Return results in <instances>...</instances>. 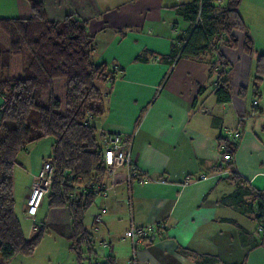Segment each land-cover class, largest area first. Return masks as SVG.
<instances>
[{
	"label": "crops",
	"instance_id": "obj_1",
	"mask_svg": "<svg viewBox=\"0 0 264 264\" xmlns=\"http://www.w3.org/2000/svg\"><path fill=\"white\" fill-rule=\"evenodd\" d=\"M41 1L54 20L66 15L84 20L94 36L92 60L122 69L112 82L97 84L104 95V112L93 119L94 125L131 138V158L150 176L149 180L133 178L128 186L126 168L106 175L103 192L84 217L94 243L99 240L92 260L102 264L111 256L115 264H128L130 245L124 232L130 224V198L135 224L164 220L166 225L158 238L140 246L139 264H202L205 257L209 259L203 264H264V244L249 248L239 238L241 228L261 241L253 214H241L219 202L234 184L219 168L224 155L218 143V136L236 142L228 158L231 169L253 189L264 192V95L260 93L255 106L251 96L234 98L232 93L230 101L222 104L212 91L216 77L209 72L207 58L180 57L171 64L156 59L167 54L177 35L187 29L176 6L191 0ZM241 1L238 10L246 16L243 1L252 11L249 3L255 0ZM0 12L1 17L30 14L25 0H0ZM252 39L256 57L264 53V44L254 35ZM138 55L145 60H136ZM3 104L0 98V107ZM251 109L256 112L251 114ZM213 118L220 124L213 125ZM234 130L240 131L238 139L232 137ZM52 141L48 137L34 141L16 157L23 186L21 218L27 216L30 184L50 155ZM40 207L30 217L32 228L41 220ZM55 212L66 210H49L45 221L50 222ZM97 215L100 221L95 222Z\"/></svg>",
	"mask_w": 264,
	"mask_h": 264
},
{
	"label": "trees",
	"instance_id": "obj_2",
	"mask_svg": "<svg viewBox=\"0 0 264 264\" xmlns=\"http://www.w3.org/2000/svg\"><path fill=\"white\" fill-rule=\"evenodd\" d=\"M25 1L30 10L28 17H0V98L4 99L0 107V264L17 254H32L47 227L69 240L79 264L83 259L92 264L95 243L84 217L99 195L92 192L93 187L98 186L102 192L107 175L100 159L102 132L92 122L104 112V95L97 84L112 82L122 75V69L92 60L94 36L87 31L84 20L72 15L54 20L43 1ZM240 1L191 0L177 5L188 27L177 35L167 54L158 56L159 61L168 64L180 57L207 58L209 72L216 77L212 91L219 103L231 99L229 61L220 43L234 47L241 33L244 51H253L252 39L238 10ZM136 60L145 58L138 55ZM261 82L262 53L255 57L249 87L254 99L260 96ZM247 91L248 87L240 86L237 95L245 98ZM212 124L219 125L220 119L213 118ZM44 137L53 140L46 159L53 166V175L43 201L50 210L65 209L67 222L40 221L34 235L26 238L14 212L16 157L30 143ZM218 143L224 155L219 168L227 171L226 179L234 184V189L222 195L219 202L241 214H253L259 224L260 242L239 228L242 244L249 248L264 244V192L253 189L231 169L227 156L232 155L236 142L218 136ZM102 264L115 263L107 256Z\"/></svg>",
	"mask_w": 264,
	"mask_h": 264
},
{
	"label": "rangeland",
	"instance_id": "obj_3",
	"mask_svg": "<svg viewBox=\"0 0 264 264\" xmlns=\"http://www.w3.org/2000/svg\"><path fill=\"white\" fill-rule=\"evenodd\" d=\"M242 2V1H241ZM256 3V4H255ZM264 2L262 0H255L250 5L254 10L253 5L256 6V9L253 11L248 10L249 5L247 1H243L242 7L245 9L246 16L244 12H239L240 16L245 24L246 30L248 31L251 39L253 35L258 37L264 44ZM248 11L251 12L248 18ZM1 13V12H0ZM2 15L0 14V17ZM248 24V26H247ZM251 29V30H250ZM239 40L234 47H226L223 43H220V49L225 54L226 58L229 61L227 78L229 87L231 89L232 96L236 98L237 91L240 86L248 87L247 98L251 96L250 85L252 82V75L254 70V60H255V48L253 51L248 54L244 51L242 42L243 34H237ZM253 40V39H252ZM1 47V44H0ZM263 53V52H261ZM260 54L258 52L256 55ZM264 54V53H263ZM264 82L260 83V89L262 95L264 91L262 87ZM242 98V97H241ZM252 98V97H251ZM93 124L96 123L92 120ZM97 126V125H96ZM100 132V130H98ZM98 134V133H97ZM50 138V137H48ZM52 139V138H50ZM22 155V154H21ZM24 156V155H22ZM18 167L15 169V178L16 182L14 184V212L18 216L22 231L25 237L30 238L35 233V228H32V221L29 216L22 217V209L24 206L23 192H22V182L21 174L18 171ZM41 206V207H40ZM40 211L38 213V219L40 221L45 220V215L50 209H48L45 201H42L40 205ZM67 222V214L61 212H55L54 215L50 218V222ZM87 226V225H86ZM255 231L257 233V224L255 223ZM88 230H91V227H87ZM67 225L64 224L63 233H65ZM95 244H99V240L95 241ZM71 243L63 235H61L54 228L47 227L42 235L40 243L35 248L34 252L30 255H21L17 254L10 258L6 264H79L75 252L70 248ZM1 261V260H0ZM87 259L82 260V264H88ZM90 263H95L94 260H90Z\"/></svg>",
	"mask_w": 264,
	"mask_h": 264
},
{
	"label": "built area",
	"instance_id": "obj_4",
	"mask_svg": "<svg viewBox=\"0 0 264 264\" xmlns=\"http://www.w3.org/2000/svg\"><path fill=\"white\" fill-rule=\"evenodd\" d=\"M158 59V58H156ZM224 104V103H222ZM257 100L252 101V105L255 106ZM255 109H251L250 113H255ZM241 120V118H239ZM102 132L100 143V159L106 168V174L112 175L116 170L120 168H126V182L129 184L133 178L141 177L145 180H149L150 176L146 172L140 171L133 159L131 158V138L123 137L120 132L104 130ZM233 139L240 137V131L234 130L232 132ZM227 158H229L227 156ZM53 166L49 161H44L33 176L30 184V191L26 199V208L24 210L25 215L34 217L41 205L43 198L49 192L52 182ZM93 193L100 194L98 186H94ZM76 197V194L72 195ZM130 224L124 235L129 241L130 251L128 257V264H139L138 251L143 244L151 243L165 230L166 225L164 220H157L153 223L140 226L133 222L131 212V200L128 198ZM100 221V215L95 217V222Z\"/></svg>",
	"mask_w": 264,
	"mask_h": 264
}]
</instances>
